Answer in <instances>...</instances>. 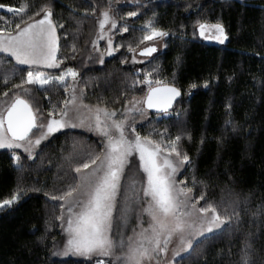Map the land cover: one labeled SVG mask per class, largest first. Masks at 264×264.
Returning a JSON list of instances; mask_svg holds the SVG:
<instances>
[{
  "label": "trees",
  "instance_id": "16d2710c",
  "mask_svg": "<svg viewBox=\"0 0 264 264\" xmlns=\"http://www.w3.org/2000/svg\"><path fill=\"white\" fill-rule=\"evenodd\" d=\"M113 2L0 0L4 5L30 7L29 16L38 5L52 7L54 22L63 25L57 29L61 37L58 56L63 63L60 68L44 70L56 76L69 67L75 69L79 73L76 87L84 104L96 105L100 98L105 102L101 106L124 112L128 101L145 97L148 85L138 82L144 80L145 73H152L153 81L179 88L182 96L168 113L144 108L130 119L137 131L153 139L167 141L181 136V151L192 163L183 168L178 179L186 180L196 196L205 193L221 217H231V221L226 219L228 226L223 232L198 244L194 241L174 264H242L246 245H250L251 264H264V0ZM105 10L117 22L111 36L119 48L101 58L93 42ZM129 11L138 14L128 17ZM20 15L0 9V28L4 21L11 22L9 29L22 23ZM150 21L169 36L151 57L141 56L139 51L149 45L143 36ZM199 23H221L228 36L226 43L205 41L199 34ZM125 25L127 32L122 31ZM129 46L143 57L141 61L133 62L135 52H130ZM7 57L0 53V111L17 94L43 113L69 98L71 89L65 92L60 84L47 88L25 84L14 89L26 79L28 66ZM133 81L137 83L133 85ZM72 82L69 78L68 85ZM5 92L10 95L5 97ZM163 132L166 135L160 137ZM15 151L21 155V166L14 163L13 150L0 149V201L23 193L18 203L0 208V264H95L86 257L53 255L63 247L66 236L56 219L60 215L58 203L44 193L58 194L72 182L76 163L88 152L101 151L99 137L64 129L43 141L32 159L23 150ZM130 161L119 195L122 211L116 213L111 233L117 241L132 237L146 203L141 204L134 195L146 183V174L139 168L138 155ZM126 205L127 211H123ZM233 211L239 219L232 216ZM126 249L127 244L107 259L116 264L115 257Z\"/></svg>",
  "mask_w": 264,
  "mask_h": 264
},
{
  "label": "snow or ice",
  "instance_id": "6c2138e0",
  "mask_svg": "<svg viewBox=\"0 0 264 264\" xmlns=\"http://www.w3.org/2000/svg\"><path fill=\"white\" fill-rule=\"evenodd\" d=\"M4 8L9 13H20L22 23H16L14 28L9 29L11 22L4 21L5 26L0 28V53L8 54L7 60L14 59L16 64L28 66L26 79L14 85V89H22L25 84L39 88L60 84L64 86L65 92L71 88V93L62 105L53 106L47 113L41 112L39 108L34 109L24 95H15L0 111V148L13 150V161L21 166V155L16 149L23 148L28 158L32 159L34 146L63 129L87 126L89 131H94L99 137L101 151L88 152L85 158L76 163L72 169V182L66 183L65 189L58 194L44 193L46 197L50 196L51 201L57 202L60 209L56 219L67 237L64 255L71 252L94 259L95 264H112L107 258L113 257L117 248L124 249L127 244L124 254L115 257L116 264H152L153 257L158 258L156 264H161L159 257L162 254L166 257L168 244L174 235L180 237L182 246L186 242L187 248L191 249L193 237H200L196 240L198 244L211 235L223 232L228 226L226 219L230 222L231 217L222 218L217 207L208 202L205 193L196 196L186 180L178 179L180 169L192 163L187 153L181 151V136L167 141L153 139L152 135H142L137 131L130 119V115L142 112L145 107L155 109L158 113H168L181 96L180 89L161 80L153 81L150 79L152 73H145L144 80L138 81L148 85L145 97L128 101L124 112L101 106L105 102L100 98L96 105L84 104L82 95H77L76 78L79 73L75 69L69 67L56 76L44 70L60 68L63 63L58 56L61 37L57 31L63 25L54 22L52 7L38 5V10H32L30 16V7L0 4V9ZM137 14L129 11L126 15L136 17ZM102 15L101 30L110 19L107 10ZM111 27L117 28L115 20L111 21ZM148 28L149 31L143 36L144 41L151 42L154 38L169 36V32L153 26L151 21ZM209 28L214 29L216 35L206 38L220 42L227 39L221 23H199L200 36H205ZM122 31L127 32L128 26L125 25ZM107 43L108 55L118 50L119 46L114 47L111 39ZM129 51L134 53L136 49L129 46ZM157 51L154 45L145 46L140 54L151 57ZM177 59L179 61V57ZM100 62L103 63V59ZM69 78L73 81L71 86L68 85ZM135 83L137 81H133V85ZM191 87L195 88L196 85ZM24 91L27 92V89ZM9 95L10 92L4 93L5 97ZM81 109L87 111L86 117L80 114ZM73 119L79 123H72ZM158 135L164 137L166 132ZM33 136H36L35 140ZM134 154L138 155L139 168L146 174V183L142 185L140 193L134 195L138 196L141 204L147 201L142 214L147 213L149 217L148 227L141 226V231L127 241L122 238L117 241L111 233L116 213L122 211L119 201L123 190L122 179ZM22 196L21 192L14 193L9 199L0 201V208L18 203ZM123 211H127V205ZM232 216L239 219L235 211ZM43 239L40 238L41 242ZM249 250L250 245H246L242 264H251ZM181 251L183 247L174 253V260L182 258Z\"/></svg>",
  "mask_w": 264,
  "mask_h": 264
},
{
  "label": "rangeland",
  "instance_id": "374dc122",
  "mask_svg": "<svg viewBox=\"0 0 264 264\" xmlns=\"http://www.w3.org/2000/svg\"><path fill=\"white\" fill-rule=\"evenodd\" d=\"M143 1H147V0H114V4H121V5H126V4H132V3H137V2H143ZM109 12V11H108ZM109 23L105 24L104 26V29L101 30V28L99 27V34H98V37H97V40H96V50L100 53L101 55V58H103L104 56H110L107 54V47H108V40L111 39L112 40V43H113V46H114V40H113V37L111 36V31H112V27H111V21L114 20L113 17H112V14L109 12ZM103 19V16L102 18L100 19V21ZM208 25H213V23H206ZM216 35V32L214 29H207L206 32H205V36H201L205 41H207L208 43H212V44H225L227 39H228V36H227V39L223 40V42H220L219 40H216V39H209V38H206V37H212ZM102 37V38H100ZM163 39L164 37H157V38H154L153 41H148V44L151 45V44H154V45H157L158 47H163ZM103 46H105V48H102ZM115 47V46H114ZM114 53V52H113ZM112 53V54H113ZM111 54V55H112ZM143 59V57H141L140 55H138L136 52H135V60L136 61H141ZM73 84V82H72ZM71 89V88H70ZM77 95L79 96V91H77ZM146 108V107H145ZM127 109V108H126ZM81 115L83 116H87L88 113L86 110L84 109H81ZM72 123H76L78 124L79 121L76 120V119H73ZM66 129H76V130H80V131H84V132H87L89 134H92V135H95L97 136V134L94 132V131H89V129L87 128V126L85 127H76V128H72V127H69V128H66ZM64 130V129H63ZM39 135V134H38ZM37 135V136H38ZM36 139V136H33V140ZM45 141V140H44ZM43 142V141H42ZM41 142V143H42ZM39 148V145L38 146H34L33 148V156L35 155V152L37 151V149ZM0 149H7V148H0ZM20 150H23V148H20ZM24 151V150H23ZM28 154V153H27ZM183 170V168L180 169V172ZM179 172V173H180ZM179 173L177 175H179ZM144 207H147V201L144 205ZM149 220V217L147 215V213H143L141 212V217H140V221H139V224L137 226V228L135 229L134 233L132 234V237L136 234V233H139L141 231V226L143 228H147L148 227V223L147 221ZM206 227V225H205ZM64 232V231H63ZM65 236H66V233L64 232ZM67 239V237H66ZM197 239H200V237H193V242L196 241ZM65 243H66V240H65ZM65 245V244H64ZM64 245L61 249H57V251L55 252L56 253V256L59 257V258H65V257H82V256H79V255H76L74 253H71L69 252L67 255H64V251H65V248H64ZM183 247V251H181V256L183 254H185L187 251H189V249L187 248V244L185 242V244L182 246L181 245V240H180V237L178 235H174L170 241V243L168 244V252L166 254V257L164 256V254L161 255V257H159L160 261H161V264H174V259H173V255L175 252L177 251H180L181 248ZM158 258L156 257H153V262L152 264H156V260Z\"/></svg>",
  "mask_w": 264,
  "mask_h": 264
},
{
  "label": "water",
  "instance_id": "95a60500",
  "mask_svg": "<svg viewBox=\"0 0 264 264\" xmlns=\"http://www.w3.org/2000/svg\"><path fill=\"white\" fill-rule=\"evenodd\" d=\"M153 45H154V44L147 45V46H153ZM154 46L157 47V45H154ZM157 49H158V47H157ZM139 54H140V51H139ZM153 54H154V53H153ZM181 96H182V93H181ZM181 96H180V97H181ZM180 97H178L177 100H178ZM177 100H176V101H177ZM176 101L174 102L173 106L175 105ZM173 106H172V107H173ZM148 110H150V111H152V112H154V113H158L157 110H155V109H148Z\"/></svg>",
  "mask_w": 264,
  "mask_h": 264
}]
</instances>
